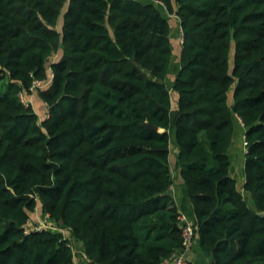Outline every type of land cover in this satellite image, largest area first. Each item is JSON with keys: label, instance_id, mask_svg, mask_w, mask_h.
<instances>
[{"label": "trees", "instance_id": "obj_1", "mask_svg": "<svg viewBox=\"0 0 264 264\" xmlns=\"http://www.w3.org/2000/svg\"><path fill=\"white\" fill-rule=\"evenodd\" d=\"M152 1L0 0V264H73L70 239L27 227L38 203L91 264L167 263L173 148L210 263L264 264V0Z\"/></svg>", "mask_w": 264, "mask_h": 264}, {"label": "crops", "instance_id": "obj_2", "mask_svg": "<svg viewBox=\"0 0 264 264\" xmlns=\"http://www.w3.org/2000/svg\"><path fill=\"white\" fill-rule=\"evenodd\" d=\"M137 2H139L140 4H144V5H155V6H160V3L152 1V0H136ZM162 6V5H161ZM163 7V6H162ZM164 8V7H163ZM167 19L169 21H171L172 27L170 29V41L171 44L172 42H176L179 45L181 44L180 40H181V32H180V28H179V24L178 21L175 19V16H167ZM179 36V41L177 42ZM179 47V46H178ZM175 60H172L171 63V67L169 70V74L168 77L166 79V82L168 84V86L170 87L173 79H174V74L178 69V65L176 64L177 59L176 57L174 58ZM173 95V93L171 94V96ZM31 99H30V98ZM26 99L28 100L30 106L32 107V109L34 110V112L36 113L38 120H42L43 118H45V104L42 103L41 101H39L37 99V97L35 95H27ZM173 105V103H172ZM43 107V114L41 115L38 111L37 108H41ZM239 135H240V141L243 142V131L241 132V130H238ZM231 151H229V157H230V175L232 177H234L236 180H239V184L237 185V189L239 191H241L242 189V184H243V175H242V169H243V155L245 153V149L243 147L242 153L240 158L238 159L236 154H230ZM169 162V160H168ZM172 162H175V153H174V159H172ZM172 172V170H171ZM237 175V178H236ZM173 178V184L172 186L169 188V193L173 198V201L175 203V205L177 206L178 212L184 213L189 220L192 222V214H191V209L187 203V199H186V193H185V189L183 186V183L178 175V171L175 170L174 171V175H172ZM244 198L247 199V195H244ZM36 217V216H35ZM74 244V242H72ZM77 243H79L77 241ZM187 259V264H211L209 261V258L203 253V251L200 248L199 245V241L197 236L195 235V240H194V244H193V248L192 250L187 254L186 256ZM72 263L73 264H91V262L86 258L85 254H84V248L82 246V244H78V246L76 247V249L74 250V248L72 249ZM161 264H166V261L161 262ZM259 264V263H256Z\"/></svg>", "mask_w": 264, "mask_h": 264}, {"label": "built area", "instance_id": "obj_3", "mask_svg": "<svg viewBox=\"0 0 264 264\" xmlns=\"http://www.w3.org/2000/svg\"><path fill=\"white\" fill-rule=\"evenodd\" d=\"M182 42V39L180 40ZM50 82V79L47 80H34L29 88L31 92L35 91L36 89H43L44 87H47ZM19 101L24 105L28 106L30 105L28 100L26 99L25 93L23 91H20L18 93ZM45 117L48 116V110L45 105ZM243 144L245 146V142L243 141ZM37 212V210H36ZM44 221L41 223V226H34L32 227L36 231H40L42 229H46L49 231H56L60 232L63 235V238H67L65 234L68 232L67 229L58 227L54 222H52L47 214H44ZM177 220L179 223V229H180V237H181V246L179 249L174 250L169 258L167 259L166 264H187L186 256L187 254L192 250L194 240H195V233L193 229L192 222L189 220V218L184 213H179L177 216ZM69 247L72 251V245L68 243Z\"/></svg>", "mask_w": 264, "mask_h": 264}, {"label": "rangeland", "instance_id": "obj_4", "mask_svg": "<svg viewBox=\"0 0 264 264\" xmlns=\"http://www.w3.org/2000/svg\"><path fill=\"white\" fill-rule=\"evenodd\" d=\"M178 41H179V36H178L177 42ZM52 59H56V56L54 55ZM37 111L42 115L43 114V107L37 108ZM243 147H244V144H243L242 141H240L239 132L236 130L235 135H234V138H233V141H232V147L230 149V151H231L230 154L231 155L232 154H236L237 157H238V159H239L240 156H241ZM172 150H175V149L173 148L170 151L169 164H170V168L172 170L171 174L174 175V171L176 169L174 168V163L172 162V159H174V153H173ZM236 178H237V175H236ZM237 184H239V180L238 179H237ZM36 209H37V212L35 210L34 213H32V214L29 215V216H31V219L33 221H31L30 225H28L27 227H33V224H35L36 227L41 226V223L44 221V216H43V214L41 212L39 203L36 204ZM65 236H67V239L68 240L70 239L69 243L72 245V248H74V250H75L79 243H77L76 240L71 239V237H70V235H69L68 232L65 234ZM72 242H74V244Z\"/></svg>", "mask_w": 264, "mask_h": 264}, {"label": "water", "instance_id": "obj_5", "mask_svg": "<svg viewBox=\"0 0 264 264\" xmlns=\"http://www.w3.org/2000/svg\"><path fill=\"white\" fill-rule=\"evenodd\" d=\"M145 126H147L148 128H151L152 130H156V128L153 126H149V125H145Z\"/></svg>", "mask_w": 264, "mask_h": 264}, {"label": "clouds", "instance_id": "obj_6", "mask_svg": "<svg viewBox=\"0 0 264 264\" xmlns=\"http://www.w3.org/2000/svg\"><path fill=\"white\" fill-rule=\"evenodd\" d=\"M46 118V117H45Z\"/></svg>", "mask_w": 264, "mask_h": 264}]
</instances>
